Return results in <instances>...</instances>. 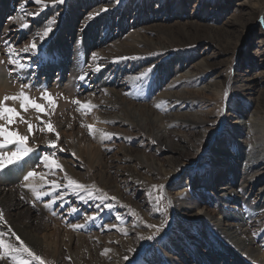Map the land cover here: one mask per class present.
Listing matches in <instances>:
<instances>
[{"label":"rangeland","instance_id":"374dc122","mask_svg":"<svg viewBox=\"0 0 264 264\" xmlns=\"http://www.w3.org/2000/svg\"><path fill=\"white\" fill-rule=\"evenodd\" d=\"M46 3L41 11L35 0H0V77L5 83L0 100L28 85L25 93L47 111H23L19 101H7L25 122L0 120V125L27 136L32 151L0 170V193L11 192L20 207L30 210V217L21 214L18 221L48 243V254H39L45 264H219L222 258L214 254L219 245L238 253L244 264H264L261 256L252 260L245 246L234 244L235 234L226 235L229 222L223 216H243L245 236L264 255V216L259 219L264 199L259 202L257 195L264 175H258L263 180L253 188L243 187L262 172L261 167L247 172L244 158L249 137L264 143V137L254 136L264 129V0ZM243 10L249 14L242 17ZM49 21L52 30L41 42L36 34ZM34 37L36 51L21 52ZM4 41L16 46L23 68L8 63ZM45 89L55 108L41 99ZM175 94L184 95L181 104L172 98ZM76 100L94 108L78 111ZM184 112L202 123L192 135L171 126ZM250 117L261 126L240 123ZM27 123L33 125L32 134ZM47 123L54 132L40 131ZM167 130L170 141L160 140ZM50 141H57L55 149ZM16 147L10 144L0 155ZM177 147L184 152L171 151ZM53 152L63 171L49 172L40 163V157ZM13 166L25 169L21 178H7ZM29 171L47 173L46 179L60 188L37 179L39 190L51 194L36 200L23 179ZM65 174L88 191L64 187ZM226 185L234 193L220 197L217 189ZM176 205L184 213H177ZM72 208L77 212L69 214ZM8 210L0 203L6 221H0V231L18 247L7 231L8 216L16 209ZM15 255L39 264L24 253ZM3 261L15 264L11 257Z\"/></svg>","mask_w":264,"mask_h":264},{"label":"snow or ice","instance_id":"6c2138e0","mask_svg":"<svg viewBox=\"0 0 264 264\" xmlns=\"http://www.w3.org/2000/svg\"><path fill=\"white\" fill-rule=\"evenodd\" d=\"M59 2H62V0H50V3L53 6ZM35 3L40 6L41 11H43L48 6V4L46 3V0H35ZM33 15H38V13L33 14ZM52 23H53V21H49L48 25L41 32H38L36 34L39 37V40L41 42H43L44 39L51 32V30H52L51 24ZM22 27L27 28V27H29V25L24 24V25H22ZM3 43H4L5 47L8 49V51H7L8 63L10 65H14V66L23 68L24 63H22L16 59V57L19 55L18 53L15 52L16 46L11 44L8 41H4ZM36 49H37V43H36V40L34 37L33 41L28 46L21 49V52H23V53H34L36 51ZM93 59H96L95 54H93ZM100 70H101V66L97 65L95 67V71L99 72ZM85 78H86V74L81 75V77H80L81 80H84ZM26 87L30 88V86L22 84L20 93H18L17 95H12V96L6 95L2 98V100H0V120L6 121V123L9 125L14 123L17 118H19L21 120V122H25V121H23V118L20 117L19 113L17 112V110L15 108L7 106V101H13V102L19 101L20 108L23 111H27V110H29V108H31V109H34L35 112H37L39 114H47L45 105H42L40 103L35 102L31 97H29L25 93L24 88H26ZM41 99L45 100L47 105H49L51 108H55V106H56L55 102L46 89L42 92ZM73 102L79 105V108L77 110L82 111L84 113H87L94 108L93 105L87 104V103L82 104L78 100L73 101ZM38 119H39V117H38ZM41 123L44 124V122L42 120H41ZM33 130H34L33 125L31 123H27L28 133L32 134ZM45 130L48 132H54L53 125L51 123H47L44 125L43 128L40 129V131H45ZM88 130H89L90 134H92L94 131V129L91 125L88 126ZM56 135H57V141H59V135L58 134H56ZM102 135L107 136V134H102ZM27 139H28L27 136L20 135L18 132L8 131L7 127H5L4 125H0V141H2V142H0V149H3L10 144H16L17 145L15 151H11L8 153H4L3 155H0V170L4 169L8 165H11V164L17 162L18 160L22 159L24 156L28 155L32 151V149L29 148L26 144ZM57 141H50L48 146L50 148L55 149ZM60 151H63V149H60ZM39 159H40V163H42L43 166L49 170V172H54L55 169H60L61 171H63L62 166L56 161L55 152H53L49 155H43ZM46 175H47V173L39 174L35 171H29L23 177L24 181L28 182L25 184V187H28L32 191L36 200H40L44 195H50L51 193L41 192L39 190V186H37L34 183L35 180L40 179L41 181H43V184L49 185L53 190L60 188V185L57 182L48 181L46 179ZM64 180L66 181V184L64 185V187H66V188L74 189V190H76L77 193L88 191V189L86 188L85 185L80 184L79 182L69 178L66 174L64 176ZM153 187L155 188L156 186H153ZM162 187L163 186H161V188ZM91 195H92V193L89 192V196H91ZM160 198L161 197H157V200L159 201ZM61 199H62V196H61ZM111 199L114 200L115 198L113 197ZM51 202L55 203V200H52ZM45 207H48V205L46 204ZM75 212H77V209L72 208V209H70L69 214H73ZM53 215H55V213H53ZM89 219H94V217H91ZM116 219L120 220L121 218L119 216H117ZM0 221H4V216H3L2 211H0ZM4 223H6V221H4ZM83 226L84 225H73L72 227L74 229H79V228H82ZM148 227H156V226L155 225H148ZM158 230L159 229L157 228V231ZM7 231L9 233H11V235L13 237H15L16 242L18 244V247L14 246L11 243H8L5 239H3L5 233L3 231H0V260H4L6 257H11L15 261V264H29V262L27 260H21V259L16 258L15 254L24 253L28 257H31L32 260L38 261L39 264H45L44 260L39 255L35 254L33 252V250L26 245V243L22 240V238H20L10 226L8 227ZM148 238L151 239L152 237H148ZM107 251L108 250L106 249L105 253ZM105 253H101V254L104 255Z\"/></svg>","mask_w":264,"mask_h":264},{"label":"bare ground","instance_id":"6f19581e","mask_svg":"<svg viewBox=\"0 0 264 264\" xmlns=\"http://www.w3.org/2000/svg\"><path fill=\"white\" fill-rule=\"evenodd\" d=\"M248 14H249L248 10H243L242 17L247 16ZM175 83H178L177 87L180 89H182L184 87V82H182V80H175ZM219 83L220 82H216L213 84V86H216ZM4 84L5 83H4L3 79L0 77V93H1V89H2L1 87ZM173 84H174V81H173ZM167 98L171 99V97H169V96H167ZM172 98L176 99L177 102L179 101L178 104H181V102L184 98V95L183 94H181V95L175 94V95H172ZM253 119L254 118L250 117L249 120L243 121L240 123H242V125H247V128L254 127V125L258 126L259 123L258 124L254 123L255 121ZM171 126H174V127L179 128L181 130L187 131L189 133V135H192L195 132V130H197V128H200L202 126V123L198 122L197 120H194L193 118L190 117V114H188L187 112H184V113H179L175 116L174 121H172ZM259 126H261V125H259ZM256 135L259 136V138L264 137L263 127H261V129L259 128L258 132L255 133L254 136H256ZM158 138L160 140H161V138L162 139L164 138L166 141L167 140L170 141L171 132H169L167 130V132L165 131L164 133H161V135H159ZM255 139L256 138H253V135L248 138L247 145L249 147V149H248L249 153H247L245 155L244 166H246L245 169L247 172H250L255 167L256 168L261 167V168H259V170L261 169L262 172L258 173L255 178L252 177L251 179H249V181L244 182L243 187L245 189L246 188L251 189L257 183H259L260 181L263 180V178L258 176V175H264V143L260 144ZM186 147H190V148L192 147V145L189 144V141L186 142ZM171 151L172 152H179V151L184 152L181 147L180 148L177 147V148H173V149L171 148ZM240 157H244V154H241ZM237 159H239V157L235 156V160H237ZM24 172H25V169H23L22 167L13 166L10 169H8L5 174H6L8 179L14 180L15 178H21ZM210 176L212 178V175H210ZM217 192L219 195H220V193H222L220 195V197H229V196H231L232 193H234V190L232 189L231 185H229V186L226 185L225 187L218 188ZM257 195L259 198V202L262 201V199H264V185L262 187H259ZM177 197L178 196L171 198L173 200L172 201L173 203L177 202V200H178ZM0 203H1L2 208L7 207L9 210L11 208L16 209V211L14 213H12L11 216H8L9 220H10V226L13 230H15L21 236L22 240L26 243V245L28 247H30L33 250V252L37 255H39V254L41 256L47 255L48 254V248H49V246L47 245L48 243L44 239L43 240L40 239L41 237H39L36 233H34L35 230L33 229L34 231H32L30 229L31 227L29 225L24 226V225L20 224V222L18 221L19 220L18 216L21 214L25 217L26 216L30 217L31 216L30 210H28L27 208L20 207L21 203H17L15 200V196L11 192L9 193L8 191H3L0 193ZM176 208H177V213H179V214L184 213L183 206L176 205ZM252 212H254V210H252ZM223 216H224V219H227V221L229 222L226 225L227 226L226 231H224V232L228 233L226 235L235 234V237H237L236 242L234 244L237 245L238 247L239 246L240 247L245 246L247 248V251L245 252V254L249 255V257L252 260H258L259 261V260H261V258L264 259V255L262 254V252L257 247H255V244L253 243L252 239L246 237L244 234V232L247 231V229H243L244 228L243 216L241 217V216H237V215H233V214L230 215V213H225ZM263 216H264V212L259 216V219H261ZM191 219H192V221H196L195 223H198V220H197V219H199L198 217H194ZM33 221L37 222L38 220H37V218H34ZM255 221H257V220H255ZM0 230H1V228H0ZM4 231H5V229H4ZM47 240H48V238H47ZM49 245H50V243H49ZM50 249H52V247ZM216 249H217V252L214 251L216 253H214V252L213 253L216 254L218 257L222 258V260L219 261L220 262L219 264H244L240 258V255L238 253L237 254L234 253L231 249L224 248L221 245H219ZM220 251L222 254L219 253ZM258 256H261V258ZM0 264H7V263H5L3 260H0ZM118 264H120V263H118Z\"/></svg>","mask_w":264,"mask_h":264}]
</instances>
